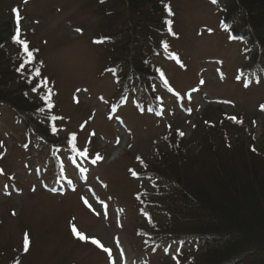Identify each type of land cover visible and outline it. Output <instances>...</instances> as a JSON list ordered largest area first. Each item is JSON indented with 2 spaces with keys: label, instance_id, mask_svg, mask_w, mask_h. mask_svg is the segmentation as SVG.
Segmentation results:
<instances>
[{
  "label": "rangeland",
  "instance_id": "374dc122",
  "mask_svg": "<svg viewBox=\"0 0 264 264\" xmlns=\"http://www.w3.org/2000/svg\"><path fill=\"white\" fill-rule=\"evenodd\" d=\"M223 2L171 0L174 35L163 37L171 54L155 59L171 88L157 82L158 108L152 109L149 98L124 91L110 71V46L101 36L113 5L0 0V20L18 10L20 37L36 50L38 78L49 81L40 91L51 93L60 133L75 134L78 150H59L56 160L27 136L13 111L0 110V264H113L116 238L123 253L119 264H183L179 254H170L183 249L179 244L159 248L139 233L136 194L145 183L133 172L145 171L142 161L164 134L183 128L187 136H199L206 119L243 117L254 138L263 140L264 73H241L245 45L223 30ZM97 154L102 159L92 164ZM73 225L89 239L77 238ZM92 237L112 248V260Z\"/></svg>",
  "mask_w": 264,
  "mask_h": 264
},
{
  "label": "trees",
  "instance_id": "16d2710c",
  "mask_svg": "<svg viewBox=\"0 0 264 264\" xmlns=\"http://www.w3.org/2000/svg\"><path fill=\"white\" fill-rule=\"evenodd\" d=\"M222 1L223 30L245 45L241 73H264V0ZM100 2L114 6L101 36L110 46L109 68L115 69L124 91L133 89L140 100L154 103L157 82L171 88L155 63L158 56L171 54L163 40L173 33L165 23L172 16L164 8L171 0ZM17 27L16 17L0 20V110L13 111L27 136L52 150L56 160L61 159L59 150L75 155L76 140L60 133L59 115L51 93L40 91L44 83L35 75L34 61L25 63L23 45L19 49L12 39ZM28 48L36 51L29 43ZM21 63L22 73L15 70ZM33 86L39 94L31 91ZM40 107L45 111H38ZM156 107L154 103L152 109ZM237 121L206 119L199 136L173 129L156 143L150 159L142 161L145 171H135L145 183L136 194L143 217L139 233L159 248L179 244L180 253L173 248L170 254H179L183 264H264V137L255 139L245 118Z\"/></svg>",
  "mask_w": 264,
  "mask_h": 264
},
{
  "label": "snow or ice",
  "instance_id": "6c2138e0",
  "mask_svg": "<svg viewBox=\"0 0 264 264\" xmlns=\"http://www.w3.org/2000/svg\"><path fill=\"white\" fill-rule=\"evenodd\" d=\"M217 2H218V0H212V3H214V4L217 3ZM164 8H165L166 12H167L169 15H172V9H171V6H170L169 4H165V5H164ZM13 12L16 13V19H17V22L19 23V21H20V16H19L18 10H17V9H13ZM165 23H166L167 25H169V32L172 33V29H171V27H170L171 24H172V21H171V20H166ZM77 31L79 32V31H82V30H81V29H77ZM208 31L211 32L212 29H208ZM19 33H20V29H19V27H17V28H16V35L13 36L12 39H13V40H16L18 43H20L21 45H23L24 52L27 54V58H28L27 61H25V63H30V62L32 61V59H33V52H32V51H29L27 41H24V40H20V39H19ZM172 34L174 35V33H172ZM231 38H233V37H230V39H231ZM94 42H95V43H101L102 41L97 40V41H94ZM165 47H167V44H165ZM176 60H177L178 63H180L179 57H176ZM25 63H21V64L19 65V67L16 68L15 70H16L17 72H21V73L24 72V70H25ZM181 66L183 67L182 64H181ZM110 70H111V71H115V69H110ZM106 71H107V70H106ZM35 75H36L37 77H40V76H41V72H40L39 69H37V70L35 71ZM237 79H239V77H237ZM164 82H165V84H167V81H166V80H165ZM43 83H44L45 85H47V84L49 83V81H48L47 79H44V80H43ZM200 83L203 84L204 81L201 80ZM247 86H248V85L245 84V87H247ZM31 91L34 92V93L39 94L38 89H37L35 86H33V87L31 88ZM78 91H79V90H78ZM193 91H195V90H193ZM177 96H179V93H177ZM41 99H42V100H46L47 97H41ZM260 108H261V110H264V104H261V105H260ZM38 111H40V112H44L45 109H44L43 107H40V108H38ZM189 111H190V109H189ZM231 119H233V120H237L236 117H231ZM237 122H239V121H237ZM52 130H53V131H56L55 127H54ZM179 135L182 137V136L184 135V133H183V132H179ZM73 139H75V134H73ZM0 143H2V142H0ZM25 147H27V145H25ZM81 154H84V153H81ZM101 159H102V157H101L99 154H97V155H96V158L92 160V164H95L98 160H101ZM138 159H139V157H138ZM2 173H3V169H0V174H2ZM133 175H136V173L133 172ZM84 202H85V204H88V201H87V200H85ZM88 206L91 207V205H88ZM13 214H15V213H13ZM72 231H73L74 235H75L77 238H79L80 240H88V239H89V237H87L83 232L78 231L75 225L72 226ZM91 243H92L93 245H96V246H98L99 248H101L105 253H108L109 260H112V257H113V250H112V248L105 247V245H104L103 243H101L100 239H97V238H95V237H92V238H91ZM28 246H29V239H28V236H27V233H26V234H25V238H24V249H25V251L28 250ZM113 247L116 248V259L113 261V264H119L120 257L123 256V253L120 251V248H119V239H118V238L115 239V241H114V243H113Z\"/></svg>",
  "mask_w": 264,
  "mask_h": 264
}]
</instances>
